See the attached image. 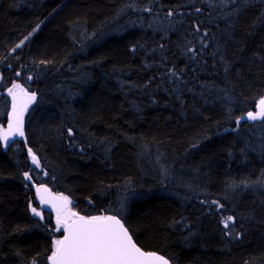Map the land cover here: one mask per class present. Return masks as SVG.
<instances>
[{"label":"trees","instance_id":"1","mask_svg":"<svg viewBox=\"0 0 264 264\" xmlns=\"http://www.w3.org/2000/svg\"><path fill=\"white\" fill-rule=\"evenodd\" d=\"M13 84L36 99L0 141V264H48L57 237L25 174L173 264H264V118L240 123L264 0H0V124Z\"/></svg>","mask_w":264,"mask_h":264},{"label":"snow or ice","instance_id":"2","mask_svg":"<svg viewBox=\"0 0 264 264\" xmlns=\"http://www.w3.org/2000/svg\"><path fill=\"white\" fill-rule=\"evenodd\" d=\"M22 43L16 47L20 48ZM17 89L23 93V99L18 98L15 91ZM8 94L12 97V111L9 114L7 130H0V140L5 143L11 135L23 136L24 112L36 99L35 94L29 95L18 84H13ZM259 108L260 111L256 114L249 112L247 118H264V99L259 101ZM68 134L72 135L71 130ZM29 155L32 163L39 166V161L31 149ZM25 179L30 180L31 177L25 174ZM36 193L41 204H47L55 211V231L62 230V238L54 240L53 250L48 257L51 264H169L163 256L138 247L129 230L116 215H80L72 210V201L67 196H52L49 189L43 186L38 187ZM32 213L43 219L36 208H32ZM232 221L233 217H227L225 228Z\"/></svg>","mask_w":264,"mask_h":264},{"label":"water","instance_id":"3","mask_svg":"<svg viewBox=\"0 0 264 264\" xmlns=\"http://www.w3.org/2000/svg\"><path fill=\"white\" fill-rule=\"evenodd\" d=\"M28 93V92H27ZM29 94V93H28ZM30 95V94H29ZM23 99V98H22ZM264 99V98H263ZM28 108V107H27ZM11 111H12V109L9 111V113H8V115H7V120H8V122H9V114L11 113ZM27 111V110H26ZM26 111L24 112V116H25V113H26ZM260 111V108H259V102H258V104H257V107H256V110L253 112V114H256V113H258ZM23 116V117H24ZM248 115L246 116V117H244L243 119H241V121H240V123H242V122H244V121H250L248 118ZM259 119H261V118H258V119H256V120H251V121H257V120H259ZM7 130V129H6ZM22 140V137L20 136V135H11L10 136V138H9V140H8V142L7 143H5L4 141H3V144L5 145V146H7V145H10V144H12V143H14V142H17V141H21ZM37 157V156H36ZM38 159V158H37ZM30 160L32 161V158H31V156H30ZM37 167V165H35V164H33L32 163V167H31V170L29 171V175H31L32 173H33V170L35 169ZM28 183L32 186V187H34V189H35V191H36V189L38 188V187H41V186H43V187H46V188H48L49 189V191H50V193L52 194V196H57V195H61V194H57V193H55L54 191H52V189L51 188H49L48 186H45V185H37V184H35L33 181H32V178L30 179V180H28ZM37 194V193H36ZM70 199V198H69ZM71 200V199H70ZM37 201H38V206H34L33 208H36L37 209V211H39V212H41V214H42V216H43V219H41V217H38V216H34L35 218H37V219H40V220H45V218H46V212H48L49 214H51L52 216H53V222H54V225H55V227H56V213H55V211L49 206V205H47V204H41V202H40V200H39V198L37 197ZM72 201V204L70 205V207L72 208V206L73 205H75L76 204V202L75 201H73V200H71ZM77 213H79V212H77ZM80 215H84V214H82V213H79ZM106 215H112V214H106ZM85 216H95V215H85ZM117 216V215H116ZM117 218H119V219H121V222L125 225V227L128 229V227L126 226V224H125V222L123 221V219L121 218V217H119V216H117ZM129 230V229H128ZM129 233H130V235H132L131 234V232L129 231ZM132 238H133V241L137 244V242L135 241V239H134V237L132 236ZM137 246L138 247H140L143 251H146V252H154V253H156L157 255H160V256H163L165 259H167L168 261H169V264H173L172 263V261L170 260V259H168L166 256H164V255H162V254H160V253H158V252H155V251H149V250H144L140 245H138L137 244ZM48 264H51V261L48 259Z\"/></svg>","mask_w":264,"mask_h":264},{"label":"rangeland","instance_id":"4","mask_svg":"<svg viewBox=\"0 0 264 264\" xmlns=\"http://www.w3.org/2000/svg\"><path fill=\"white\" fill-rule=\"evenodd\" d=\"M11 88H12V87H11ZM11 88H10V89H11ZM20 89H23L24 92H27V91H26L23 87H21V86H20ZM8 91H9V90H8ZM15 91L17 92L18 98H23V93H21L19 89L15 90ZM7 94H8V93H7ZM29 94H30V93H29ZM8 95H9V94H8ZM30 95H32V93H31ZM9 97H10V101L7 100V101L5 102V104H2V106H1V111L4 112L5 116H7V114L9 113V111H10L11 108H12V97H11L10 95H9ZM33 103H34V101L28 105L27 112H28V110L30 109V107L33 105ZM27 112H26V114H27ZM25 116H26V115H25ZM25 116L23 117V133H24V134H23V136H21V137L24 138V139H25V130H24ZM261 119H262V118H261ZM261 119H259V120H261ZM6 128H8L7 118H6V120H5L4 122H2V123L0 124V130H5ZM0 141H1V143H2L3 148L6 149L7 146H5V145L3 144V141H2V140H0ZM178 190H179V188L176 187V186H174V188L169 189L167 192H168L169 194H172V195H179L178 192H177ZM134 197H135V195H130V194H129V195L127 196V200H128V198H129V199H132V198H134ZM72 210L75 211V212H79L76 206H73V207H72ZM56 234H57L56 239L62 238V230H61L60 232H57V231H56ZM56 239H55V240H56Z\"/></svg>","mask_w":264,"mask_h":264},{"label":"flooded vegetation","instance_id":"5","mask_svg":"<svg viewBox=\"0 0 264 264\" xmlns=\"http://www.w3.org/2000/svg\"><path fill=\"white\" fill-rule=\"evenodd\" d=\"M47 215H50L51 217H52V215L51 214H49V213H46Z\"/></svg>","mask_w":264,"mask_h":264},{"label":"bare ground","instance_id":"6","mask_svg":"<svg viewBox=\"0 0 264 264\" xmlns=\"http://www.w3.org/2000/svg\"><path fill=\"white\" fill-rule=\"evenodd\" d=\"M7 122H8V120H7ZM38 185H41V184H38Z\"/></svg>","mask_w":264,"mask_h":264}]
</instances>
